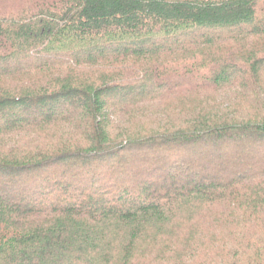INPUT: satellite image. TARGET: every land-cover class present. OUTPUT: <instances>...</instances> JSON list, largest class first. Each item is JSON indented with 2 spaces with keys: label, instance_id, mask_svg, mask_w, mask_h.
Returning a JSON list of instances; mask_svg holds the SVG:
<instances>
[{
  "label": "trees",
  "instance_id": "1",
  "mask_svg": "<svg viewBox=\"0 0 264 264\" xmlns=\"http://www.w3.org/2000/svg\"><path fill=\"white\" fill-rule=\"evenodd\" d=\"M0 264H264V0H0Z\"/></svg>",
  "mask_w": 264,
  "mask_h": 264
}]
</instances>
